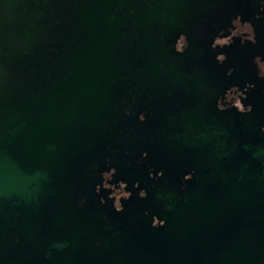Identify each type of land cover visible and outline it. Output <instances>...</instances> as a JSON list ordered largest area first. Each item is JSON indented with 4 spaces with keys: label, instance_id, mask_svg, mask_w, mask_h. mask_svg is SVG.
Instances as JSON below:
<instances>
[{
    "label": "flooded vegetation",
    "instance_id": "af4514ba",
    "mask_svg": "<svg viewBox=\"0 0 264 264\" xmlns=\"http://www.w3.org/2000/svg\"><path fill=\"white\" fill-rule=\"evenodd\" d=\"M39 1L46 11L39 16L36 4L29 24L36 29L44 16V31L38 27L18 62L0 59V101L11 105L14 98L54 92L66 97L93 69L104 78V103L86 129L94 153L88 160L78 154L74 159L79 202L87 198L83 208H114L110 190L96 193L101 174L112 167L117 174L110 183L123 180L133 193L122 201L124 209L153 223L163 200L186 192L207 171L237 170L224 157V139L234 126L246 131L254 123L264 130V0H61L58 27L57 4ZM238 15L253 24L256 44L251 32L231 23ZM181 34L187 36L183 54L175 50ZM249 83L255 87L245 93ZM233 86L239 88L229 97ZM220 97L228 110L218 109ZM250 105L251 113H240ZM129 107L132 115L125 111ZM188 173L193 179L186 181ZM141 189L146 199L139 198Z\"/></svg>",
    "mask_w": 264,
    "mask_h": 264
},
{
    "label": "water",
    "instance_id": "95a60500",
    "mask_svg": "<svg viewBox=\"0 0 264 264\" xmlns=\"http://www.w3.org/2000/svg\"><path fill=\"white\" fill-rule=\"evenodd\" d=\"M52 1L58 27L64 3ZM40 18L13 60L29 51L38 27L44 31ZM94 70L66 97L0 101V264H264V130L254 123L224 139V157L237 170L207 171L163 200V227L127 208L78 206L74 159L93 155L86 129L104 103V78Z\"/></svg>",
    "mask_w": 264,
    "mask_h": 264
},
{
    "label": "clouds",
    "instance_id": "9594fccd",
    "mask_svg": "<svg viewBox=\"0 0 264 264\" xmlns=\"http://www.w3.org/2000/svg\"><path fill=\"white\" fill-rule=\"evenodd\" d=\"M47 2V0H46ZM59 22V21H58ZM232 24L235 23L239 28L240 31H249L252 33L251 39H252V43L256 44L257 43V38H256V32H255V28L253 26V24L251 22H245L243 21V17L242 16H237L234 20H232L231 22ZM230 30V28L228 29V31ZM223 32V30L221 31ZM186 41H187V36L185 34H181V40L178 42V44L175 46V50L178 53L183 54L186 50ZM213 49L215 50V45H212ZM218 56L222 57V58H226L228 59L227 55L225 53H218ZM257 59H259V57H257ZM261 67L264 68V64H261ZM228 75H232V70H230L228 72ZM255 87V85L249 83L246 87H245V93H247L251 88ZM235 88H239V86H233L231 88H229L226 93H229V97H230V90L235 89ZM245 98H247V95L245 96ZM217 107L220 111H226L228 110L227 107L223 106V101L221 99V97L218 99L217 101ZM129 115H132V109L131 107L127 108L125 110ZM253 111V107L250 105V108L248 111L246 112H240V113H251ZM139 120L141 122L146 120V116L144 114H140L139 116ZM143 158H147L148 156V152L144 151L142 153ZM109 163H111V161H109ZM117 174V169L115 167H112L110 170L104 171L101 175H102V179H103V183L102 184H97L96 186V193L99 194L101 192L102 189L104 190H110V195L107 199H111L114 200V209L116 212H123L124 209V204L122 203L123 200H128L131 199L133 193L131 191H128V184L121 180L117 184H113L110 183V181H112L114 179V177ZM164 172L163 170H161L159 172V176L163 177ZM150 177L155 179L156 178V174L155 173H150ZM184 180H192L193 179V175L192 173H188L187 175L184 176L183 178ZM135 188L140 189V184L137 181L134 185ZM148 197V192L146 189H141L139 191V198L141 199H146ZM107 199H105L104 197H101L100 202L103 204L107 203ZM80 205L83 207L86 205L87 203V198L81 200ZM147 214V213H146ZM166 225V221L161 220L159 217H155L154 218V223H153V227H163Z\"/></svg>",
    "mask_w": 264,
    "mask_h": 264
},
{
    "label": "rangeland",
    "instance_id": "374dc122",
    "mask_svg": "<svg viewBox=\"0 0 264 264\" xmlns=\"http://www.w3.org/2000/svg\"><path fill=\"white\" fill-rule=\"evenodd\" d=\"M35 1L0 0V59L12 61L19 55L15 51L28 31Z\"/></svg>",
    "mask_w": 264,
    "mask_h": 264
},
{
    "label": "bare ground",
    "instance_id": "6f19581e",
    "mask_svg": "<svg viewBox=\"0 0 264 264\" xmlns=\"http://www.w3.org/2000/svg\"><path fill=\"white\" fill-rule=\"evenodd\" d=\"M174 1H175V0H174ZM174 5H175V6H178V5H176V4H174ZM175 9H176V7H175ZM175 9H174V10H175ZM170 12H171V11H170ZM174 12H175V11H174ZM171 16H172V15H171ZM165 23H166V22H165ZM175 26H176V25H175ZM170 27H171V26H170ZM167 28H168V27H167ZM171 28H172V27H171ZM96 118H97V117H96Z\"/></svg>",
    "mask_w": 264,
    "mask_h": 264
}]
</instances>
